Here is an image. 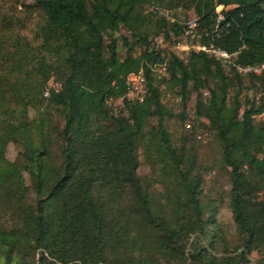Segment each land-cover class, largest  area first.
<instances>
[{
	"label": "trees",
	"instance_id": "trees-1",
	"mask_svg": "<svg viewBox=\"0 0 264 264\" xmlns=\"http://www.w3.org/2000/svg\"><path fill=\"white\" fill-rule=\"evenodd\" d=\"M155 1L192 8L211 36L202 42L237 53L238 64L264 61V0ZM138 2L36 0L31 7L42 19L35 45L0 32V264H249L253 251L264 250V195L256 197L264 193V120L254 121L264 106L246 101L240 112L238 94L228 104L224 69L206 54L190 53L185 64L175 55L165 58L148 40L152 17L132 14ZM218 6L224 18L219 24ZM120 26L132 33L138 54L122 38L126 52L119 55ZM215 26L219 37L212 34ZM155 27L167 28L164 18ZM170 30L182 34L177 22ZM159 65L183 105L192 92L209 91L195 113L211 126L229 169V206L239 236L232 249L200 173L192 174L195 156L169 139L152 78ZM139 71L148 96L143 103L125 102L126 116H115L106 100L121 98L124 77ZM53 75L61 80L58 90L47 89ZM30 112L37 117L30 120ZM52 112L63 122L56 132ZM151 119L155 140L146 144ZM8 144L18 149L14 161L5 157ZM141 144L155 149L151 167L160 166L170 215L155 209L157 182L138 175Z\"/></svg>",
	"mask_w": 264,
	"mask_h": 264
},
{
	"label": "rangeland",
	"instance_id": "rangeland-1",
	"mask_svg": "<svg viewBox=\"0 0 264 264\" xmlns=\"http://www.w3.org/2000/svg\"><path fill=\"white\" fill-rule=\"evenodd\" d=\"M138 2L139 0H134ZM133 15L142 14L146 17H152V22L147 26L148 40H151V44L154 48L160 52L165 58H169L171 55L178 56L184 64L190 54L177 53L174 49V44L179 41L181 36L176 35L170 30V26L176 23L183 28L184 24L188 19L196 18L192 8H188L185 5L181 6L178 4H171L169 2L155 1V0H143L139 1L133 11ZM158 17L164 18L167 28L155 27V20ZM42 19V13L35 7L23 6L21 9L18 8V0H0V32H3L4 38L7 36L14 38L18 35L24 42L30 45H35L37 40L35 38V30L37 24ZM9 30V32H5ZM165 30H169V38L165 37ZM0 33V34H1ZM128 30L120 26L119 30L115 33L117 40V50L120 56H124L126 49L122 45V38L126 39L133 46V55L138 54L139 46H134L133 36ZM11 41L7 42L6 45H11ZM224 72L228 80V104L231 103V99L235 94H238V98L241 102V110L243 109L246 101L253 102L256 106H264V79L252 80L247 76H240L239 80L235 78V74L228 72L225 68ZM143 74V73H142ZM54 78L48 81V90H58L60 88L61 80L56 75ZM144 76V75H143ZM56 78V80H55ZM152 78L154 84L160 90V101L165 109L166 120L165 127L169 135V139L174 148L179 149L182 143H184V151L187 155L195 156V167L193 175L200 173L202 179V191L207 199L214 202L215 221L220 226L221 233L229 243V247L232 249L238 242L239 236L236 233L235 223L233 221L230 206H229V191H230V173L229 169L225 167L221 159V151L219 142L215 137L209 123L204 119L200 118L195 113V104L198 100L203 103L209 97L208 89H201L198 94L191 93L188 99L183 105L181 96L179 95L178 89H170L166 84L168 76L165 70V65H159L152 68ZM145 80V77H144ZM241 85V88L239 87ZM146 89L145 98L148 96V89L146 80L144 82ZM209 87L214 88L215 82L209 81ZM190 89V87H188ZM48 95V93H46ZM46 95V97H47ZM108 100V99H107ZM106 100V102H107ZM137 102V103H143ZM125 102L130 103L127 100L120 101L114 100L111 104H107L111 112L116 115L126 116ZM136 103V102H131ZM37 112H30L29 119L37 117ZM50 122L54 127V132L60 130L63 125L62 120L56 112H52ZM264 120V113L255 116L254 121L258 123ZM156 122L154 119L149 120L145 128V141L147 142L150 138L155 140L151 134V130L155 127ZM54 134V133H53ZM155 142V141H154ZM147 144V143H146ZM146 144H141L139 147V169L138 175L141 177H147L156 181L154 184L155 190H161L160 193L154 191L156 197L155 209L166 214L170 210L166 208V200L162 195L164 190L163 184L160 182L159 175L160 166H156V170L153 171L151 163L155 156L154 151L144 148ZM58 149L57 147H55ZM18 149L14 144H8L6 147L5 157L8 161H14L17 157ZM161 176V175H160ZM159 179H158V178ZM161 180H164L161 178ZM27 184L29 182L27 181ZM264 193L256 196L260 199ZM201 243H204L202 241ZM219 253L218 256H221ZM249 264H264V250L253 251L249 257ZM30 264H38L37 261L30 262ZM165 264L164 260H160L159 263Z\"/></svg>",
	"mask_w": 264,
	"mask_h": 264
},
{
	"label": "built area",
	"instance_id": "built-area-1",
	"mask_svg": "<svg viewBox=\"0 0 264 264\" xmlns=\"http://www.w3.org/2000/svg\"><path fill=\"white\" fill-rule=\"evenodd\" d=\"M36 0H18V8L23 6H33ZM221 6L216 7V23L223 22L224 18L221 14ZM229 26L225 24L224 28ZM220 28L215 26L212 34L215 37H219ZM210 33L206 29L200 28L195 18L188 19L182 28V34L179 41L174 44V49L177 53H203L209 57L215 59L222 68L228 70L238 76H247L253 80L264 79V61L255 66H242L237 63V53H228L227 51L217 47L212 42L203 43V39H210ZM144 76L141 71L136 73H128L124 77L125 93L121 98H109L107 104H111L114 100L128 102H142L146 95V89L144 87ZM47 95V94H46ZM264 113V112H263Z\"/></svg>",
	"mask_w": 264,
	"mask_h": 264
}]
</instances>
